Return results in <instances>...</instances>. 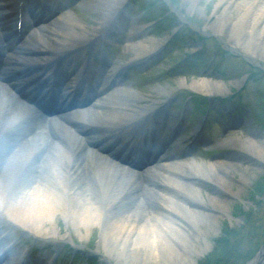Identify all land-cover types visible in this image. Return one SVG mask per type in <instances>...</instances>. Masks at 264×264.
I'll return each mask as SVG.
<instances>
[{"label":"bare ground","instance_id":"bare-ground-1","mask_svg":"<svg viewBox=\"0 0 264 264\" xmlns=\"http://www.w3.org/2000/svg\"><path fill=\"white\" fill-rule=\"evenodd\" d=\"M31 1L35 7L28 11L25 3ZM199 1L188 0L190 13L203 14ZM63 3L0 0V9H5L0 11V36L6 42L28 27L24 13L34 15L39 25L26 47L8 54L7 71L17 72L26 66L40 71L46 88L44 96L52 91L53 84H61V105L70 96L67 92H76L70 85L69 70L82 65L93 74L90 62L96 51V40L70 16L50 21L51 14L62 9ZM125 3L126 0H91L88 7L98 13V22H94L97 30L107 26L105 33L113 32L124 22ZM217 9L219 15L210 24L204 17V31L243 48L247 59L264 61V0H219ZM131 36L127 44L135 64L146 56H156L158 52L151 46L157 47L156 40L141 39L134 32ZM30 50L35 52L31 56L27 54ZM100 62L94 74L99 80L102 69L107 68ZM119 73L115 71L106 82L117 79ZM120 81L124 82L122 78ZM178 84L206 96L229 91L225 82L208 78L194 79L191 84L180 79ZM119 86L111 93H100L94 104L83 111L84 117L96 126L94 133L87 136L62 128L59 117L39 126L38 114L27 110L34 108L32 104L13 96L11 87L0 90V113L10 108L8 102L17 99L12 102L17 109L6 110L7 119L0 117V253L7 257L1 264H49V256L58 250L56 246L47 251L50 245L40 244L41 250L35 253L27 249L26 240H17L9 231L19 229L36 240L51 239L57 244L59 217L71 225L80 240L89 234L90 226L96 225L99 246L113 260L109 264H193L210 249L209 238L219 231L218 220L230 218L229 203L241 199L249 178L240 172L237 190L233 191L227 184L228 173L237 168L235 160L198 162L183 158L185 153L177 151L183 143L172 145L170 139L179 130L176 115L165 117L172 125L163 138H150L156 137V127L147 131L144 125L156 110L141 105L143 100L130 91L129 85ZM228 111L222 108L218 112ZM21 121V126H26L25 142L16 145L14 139ZM163 130L161 125L158 131ZM196 134L191 141L194 144L202 139ZM95 138L122 141L120 147L126 153L123 159H127L132 171L126 172L127 168L88 149L85 142ZM237 146L247 159L253 155L264 160L263 142L250 139L239 141ZM148 153L158 159L150 166V173L134 170L149 160ZM204 185L210 187L205 197ZM19 248L24 249L18 251Z\"/></svg>","mask_w":264,"mask_h":264},{"label":"rangeland","instance_id":"rangeland-1","mask_svg":"<svg viewBox=\"0 0 264 264\" xmlns=\"http://www.w3.org/2000/svg\"><path fill=\"white\" fill-rule=\"evenodd\" d=\"M136 1L137 5L133 9L132 13H137L142 18L139 22L140 24L152 23L150 29L153 31L151 34H153V36L160 42H164L163 49L157 55V57L150 59L149 61L143 60L138 65H135L131 69V73L126 78L127 83L132 86L133 90L136 91L139 97H141V100H143L141 105L153 104L160 107L155 116L149 118V121H157L158 123L156 126L158 127L159 124H162L166 130L171 125V122L170 120L164 119V113L165 115L167 114V116L173 114L179 117L180 131L174 140L175 142H180L193 131L194 126L197 125L198 121L202 117V114L200 113L195 115L191 114L188 109V106L190 105L189 102L181 99L183 95L182 93L184 91L188 92V90L178 87L179 80L182 77L181 73L187 75L186 84H191L192 79L190 75L196 74L194 72L188 71L182 72L183 70L181 69H184V67L187 66L184 64L178 65V63L182 61L185 54L192 52V49L189 46L190 44L187 46L184 44L183 46H180V49H177L178 46H175L172 43V40L175 38L179 39L182 37V35L184 37V32H186V35H188V39L186 36L184 37L185 43H187L188 40V43L194 44V41H197L196 38H198L199 35L206 39L209 45L207 47H209L211 51L206 53H196H200L201 56H204V59H201V61L205 62L203 70H206V72L210 73L211 79L214 80L212 77H214L217 66H219V70H225L224 72L227 73L226 75H230L232 72L234 73V78H229L226 81L223 80L229 88V93H219L217 95L226 96L233 93L240 87L242 89L241 92L243 95H245V98L243 99V104L245 105L243 106L245 107L247 104L250 106L248 108L249 112L245 113L241 123H237L232 118H230L231 120H228V118L221 119L214 110L217 108L215 107V104H213L215 101L213 103L209 102L208 106L209 104L211 106V108H209L210 111H208L209 114L202 119L203 136L205 140H200V143L196 147H193L191 151H188L189 155L198 162H213L221 160L233 162L235 160L238 163L236 164L237 168H235V170H230L231 172L228 173L229 184H227L228 187L233 191L237 190L236 184L241 179L240 172H244V174L249 178L248 184L245 185L243 191L240 193L241 199L233 200V202L229 203L230 218L222 217L218 220L219 231L209 238L210 249L203 256H201L203 258L211 251L213 239L221 236L225 230H229L230 228H238L241 225V214L243 212L247 211L251 206H255V202L257 201L259 202V205H264V187L259 188L260 192L262 193L261 196L256 197V199L253 197V188L255 184L256 186L260 183V185H264V160H258L253 155H249L250 158L247 159V154L238 149L237 146L239 141L243 143L250 139L264 143V73L258 68L255 69L251 67L249 64L244 66L242 62H238L240 60H245L242 58V56L245 58V50L243 48L235 47L230 43L228 44L221 37H216L208 31H204V28H206L204 26V17L209 20L210 24L211 21H214L215 16L219 15L217 9L219 0H200L199 4L203 14H198L196 12L190 13L188 11L190 8L188 0ZM88 4H90L89 0H79L77 3H72L69 6H65L63 9L64 13L62 14L73 18L89 33V35H95L99 32L96 30L98 27L97 23H94L97 21L96 17H98V13L90 10ZM141 8H145L147 10L148 16L142 15ZM167 11L168 13H166ZM178 12L182 13L184 17L183 19L187 21L186 26L184 23L183 26L178 25L181 26V29H179L180 32L172 35L173 30L178 28L177 25H172L175 17H178L176 16ZM162 17H165L167 20H164L165 22L153 23L157 21L156 19H161ZM183 19L180 20L183 22ZM162 25L167 26L163 28ZM190 31H194L193 33L195 35L189 33ZM126 42V35H122L118 40L114 38L108 39L107 45L110 48V61L116 67L126 66L130 64L134 58V53L132 49L125 45ZM103 43L105 44V40ZM209 43L211 45L219 44L222 46V48L231 51L230 55L234 57L232 58L230 55H226V57L228 60L233 61V63L230 61H224L223 59H216L214 60V64L217 66L214 67V65H212L210 62H212L213 58L211 54L215 52L216 47L211 48ZM251 65L264 68V64L255 59ZM244 83L247 84L242 87ZM12 102L14 101L12 100ZM12 102H8L10 108H3V112L0 113V117L7 119L6 110L11 112L13 109H17V106H15ZM182 113H184V115H182ZM146 124L149 126L148 123ZM181 148L182 147L179 149ZM111 153L112 152H110V154ZM190 158L187 160H190ZM246 168H248L247 172L245 171ZM209 189L210 187L208 185H204L202 195L204 196L207 194ZM210 194L214 195V193ZM206 204L210 205L208 202H206ZM57 223L58 236H56V239H59L60 236H64V240L63 244L61 245V249H59L60 255H58L59 260L57 258L58 261L56 264H62L63 262L67 261H69L71 264L113 263L112 258H108L104 254L102 248L99 246V228L96 225L90 226L89 234L86 235L84 239L80 240L71 225L63 218L59 217L57 219ZM9 232H11L13 235H16L17 238L19 237V229H13ZM67 235L69 238H67ZM22 240H26L28 246L27 249H32L35 251V253L37 252L36 248H40L37 246L39 245L40 241L33 242L32 236H25V238ZM43 242L44 243H41L43 245L54 244V241L50 239H45ZM34 243L37 244H35L36 248L33 246ZM67 246H71L72 248L75 247L77 250L85 253L83 255L79 254L80 252L78 251L72 253L73 256L70 261L68 253L66 252ZM19 250H21V248H19L18 251ZM79 256L81 259L78 258ZM201 257L195 261V264L201 259Z\"/></svg>","mask_w":264,"mask_h":264},{"label":"trees","instance_id":"trees-1","mask_svg":"<svg viewBox=\"0 0 264 264\" xmlns=\"http://www.w3.org/2000/svg\"><path fill=\"white\" fill-rule=\"evenodd\" d=\"M191 101L195 109L205 111L204 99L191 97ZM260 184L253 188L255 199L262 195L259 188L264 185ZM241 216V225L213 239L211 251L196 264H245L251 260L264 243V205L257 201Z\"/></svg>","mask_w":264,"mask_h":264},{"label":"water","instance_id":"water-1","mask_svg":"<svg viewBox=\"0 0 264 264\" xmlns=\"http://www.w3.org/2000/svg\"><path fill=\"white\" fill-rule=\"evenodd\" d=\"M259 60H261V59H259ZM261 61H263V60H261ZM57 245L58 246L62 245V242L57 241ZM74 250H75V252L78 251V252L82 253V251L77 250L76 248H74ZM193 264H195V262ZM245 264H264V244L259 248V250L254 255V257Z\"/></svg>","mask_w":264,"mask_h":264},{"label":"flooded vegetation","instance_id":"flooded-vegetation-1","mask_svg":"<svg viewBox=\"0 0 264 264\" xmlns=\"http://www.w3.org/2000/svg\"><path fill=\"white\" fill-rule=\"evenodd\" d=\"M205 32H207V31H205ZM209 32V31H208ZM209 33H211V32H209ZM212 34V33H211Z\"/></svg>","mask_w":264,"mask_h":264}]
</instances>
